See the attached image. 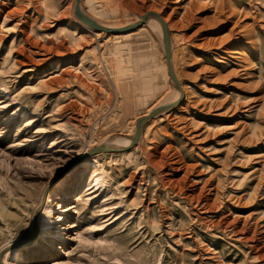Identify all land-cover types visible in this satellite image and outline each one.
Listing matches in <instances>:
<instances>
[{"label":"rangeland","instance_id":"1","mask_svg":"<svg viewBox=\"0 0 264 264\" xmlns=\"http://www.w3.org/2000/svg\"><path fill=\"white\" fill-rule=\"evenodd\" d=\"M81 2L111 28L162 15L185 100L149 119L128 155L80 164L178 97L161 26L112 35L79 23L74 0H0V248L33 237L46 186L52 200L42 238L10 264H264V0ZM92 159L104 185L86 173L73 202ZM23 190L32 202L18 211Z\"/></svg>","mask_w":264,"mask_h":264},{"label":"bare ground","instance_id":"2","mask_svg":"<svg viewBox=\"0 0 264 264\" xmlns=\"http://www.w3.org/2000/svg\"><path fill=\"white\" fill-rule=\"evenodd\" d=\"M79 8H80V10H81V12L83 13V15L84 16H86L85 14H84V10H83V8H82V2H81V0H80V2H79ZM147 12H151V11H147ZM146 13V12H145ZM154 13H156V14H158L156 11H154ZM142 15H144V13L142 14ZM142 15H140L139 16V18H138V20H137V22L140 20V18H141V16ZM159 16H160V18H161V20L164 22V24L166 25V27H167V31H168V36H169V47H170V51H171V47H172V38H171V36H170V27H169V24H168V22H167V20L162 16V15H160V14H158ZM87 17V16H86ZM88 18V17H87ZM153 18H155V17H153ZM156 19V18H155ZM77 20V19H76ZM158 22H159V24H160V26H161V30H162V25H161V23H160V21L158 20V19H156ZM78 21V20H77ZM79 23H81L80 21H78ZM136 22V23H137ZM236 22V21H235ZM82 24V23H81ZM233 24H236V23H233ZM83 25V24H82ZM143 25V24H142ZM85 26V25H84ZM101 26V25H100ZM128 26V25H127ZM86 27V26H85ZM102 27H105V26H102ZM123 27H125V26H123ZM141 27V26H140ZM252 27H254V26H252ZM87 29H90V28H88V27H86ZM105 28H111V27H105ZM117 28H122V27H116V28H114V29H117ZM139 28V27H138ZM247 28V27H246ZM245 28V29H246ZM137 29V28H136ZM244 29V30H245ZM251 29V28H250ZM249 28H248V31L250 30ZM260 29V28H259ZM90 30H92V29H90ZM135 30V29H134ZM243 30V31H244ZM258 30V29H257ZM132 31V30H131ZM253 30H251V32H252ZM99 32V31H98ZM128 32H130V31H127V32H123V33H118V34H112V35H120V34H124V33H128ZM264 32V31H263ZM245 33V32H244ZM243 33V34H244ZM246 33H248V32H246ZM108 34H111V33H108ZM248 34H250L251 35V33L249 32ZM253 34H255V33H252V35ZM241 36V35H240ZM244 36H242V38H243ZM245 37H248V36H245ZM252 37V36H251ZM249 38V37H248ZM251 39V38H250ZM249 40V39H248ZM254 41V40H253ZM162 42H163V34H162ZM248 42V41H247ZM250 42V41H249ZM248 42V44H250ZM251 43H254V42H251ZM252 46H254V45H252ZM247 47V46H246ZM256 47H258V46H256ZM253 49H254V47H253ZM252 50V49H251ZM256 51H258V50H256ZM163 52H164V46H163ZM243 57V56H242ZM170 60L172 61V57H171V53H170ZM245 60V59H244ZM170 64H171V62H170ZM164 65H165V69H166V61H165V56H164ZM166 74H167V69H166ZM174 74V73H173ZM168 76V75H167ZM175 76V75H174ZM169 78V77H168ZM175 78H176V80L178 81V83H179V85H180V87H181V90H182V92H183V101L185 100V95H186V89H185V87H184V85L181 83V81L175 76ZM169 81H170V83H172L173 85H174V83H173V81L169 78ZM0 92H2L3 94H5L6 93V91L4 92V88L3 87H1L0 88ZM177 92H178V97L175 99V100H177L178 98H179V96H180V93H179V91L177 90ZM13 99V98H12ZM14 100V99H13ZM175 100H173V101H175ZM173 101H171V102H169V103H172ZM183 101H182V103L181 104H179L178 106H180V105H182L183 104ZM169 103H166V104H169ZM162 105H165V104H162ZM161 106V105H160ZM178 106H176V107H178ZM157 108V107H156ZM175 108V107H174ZM155 109V108H154ZM153 110V109H152ZM151 110V111H152ZM151 111H149L148 113H146V114H144V115H142V116H146V115H148ZM169 110H166V111H164V112H162V113H165V112H168ZM162 113H160V114H162ZM160 114H158V115H160ZM157 115V116H158ZM141 117V116H140ZM135 127H136V124H135ZM135 131V130H134ZM134 131L131 133V135L130 136H122V135H115V136H113L112 138H109L108 140H106V142H104V143H96V144H94L95 146H93V148H95V147H98V146H104V147H107V148H109V149H114V150H119V149H124V148H126V147H128V145L130 144V142H131V139H132V137H133V135H134ZM140 137H141V134H140ZM140 137H139V139H140ZM139 139H138V141L136 142V144L139 142ZM135 144V145H136ZM134 145V146H135ZM93 148H91V149H93ZM133 148H131L130 150H127V151H124V152H106V151H101V152H99L100 154H98V153H96V154H93V156L92 155H90V156H87L86 158H85V160H83V162L82 163H80V164H82V165H84V164H87L86 163V161L87 160H89L90 158H92V157H94V155H96V156H99V155H101V154H106V155H111V153H114V154H112V155H116V154H119V155H122V154H125V155H128V153H130V151L132 150ZM92 161H93V167H91L90 169H87V167H84L83 168V170L82 171H79L78 173H77V184L78 185H74V187H75V189H73V190H75L74 192H72L71 193V195H73V197L71 198L72 199V201L73 202H75V201H78V186H79V184L80 183H83V181H84V178H85V174L87 173V174H89V178H88V181H89V185L91 186V188L90 189H93V188H101L103 185H104V180H103V178L100 176V174H98L97 173V167L99 166V164H98V162H97V160L96 159H92ZM84 163V164H83ZM69 179V178H68ZM62 185H63V183L61 182V181H59L57 184H56V186L57 187H59V189H58V191L56 192L57 193V196H55V199L56 200H62V198L63 197H61V195L59 194V191H60V189L62 188ZM48 188H49V186H46L44 189H43V191L41 192V194H40V196H39V206L37 207V209L35 210V212L33 211V213H32V218H31V227L33 228V230H34V233H33V237L28 241V242H26L27 240H23V241H18V240H12V241H10V242H8L6 245H3V247H1L0 248V264H10V257H12V255H14L15 254V252L16 251H18V250H20V249H17L18 247H20V246H24V248H22V249H24V250H27V249H33L34 248V246L37 244V241L40 239V238H42V236H43V234H44V228H43V221L45 222V221H47V222H49L50 220H51V218H52V216H51V202H52V200H51V198H50V196L47 194V192H49L48 191ZM23 192V196H25V200H21V201H19V203H18V206H19V208H18V211H21V210H25L26 209V207H27V203L29 202V204L32 202V195H30L29 193H27L25 190H23L22 191ZM25 201H27V203H25ZM20 203L21 204H23L21 207H20ZM39 209V210H38ZM3 210V209H2ZM0 211V214L1 213H6L4 210L3 211ZM69 210H68V208L66 207V208H62V209H60L59 211H58V213L59 214H64V213H66V212H68ZM5 217H10V215L9 214H6L5 215ZM38 231H39V233H38ZM36 232V233H35ZM37 236V237H36ZM27 244H31V247L32 248H28V247H26V245ZM19 255H21V253H19ZM22 258H23V256L21 255L20 257H19V261H17V263L16 264H24V261H22ZM62 262L60 261V260H55L54 262H51L50 264H61ZM27 264V263H26Z\"/></svg>","mask_w":264,"mask_h":264},{"label":"water","instance_id":"3","mask_svg":"<svg viewBox=\"0 0 264 264\" xmlns=\"http://www.w3.org/2000/svg\"><path fill=\"white\" fill-rule=\"evenodd\" d=\"M79 2L80 0H74V7H73V12H74V16L75 18L80 21L83 25H85L86 27L95 30V31H99V32H104V33H111V34H118V33H123V32H127V31H131L134 30L140 26H142V24H144L146 22V20L149 17H155L156 19H158L162 25V34H163V46H164V56H165V61H166V69H167V75L168 77L173 81L174 83V87L179 91L180 96L177 100L173 101L172 103L169 104H165V105H161L158 106L157 108L153 109L148 115L146 116H141L137 119L136 121V127H135V131H134V135L131 139L130 144L128 145V147L124 148V149H119V150H114V149H109L107 147L104 146H98L95 147L93 149H90L87 153H86V157L99 153L101 151H106V152H124L127 150H130L131 148L134 147V145L136 144V142L138 141L142 128L144 126V124L151 118L157 116L158 114L166 111V110H170L176 106H178L179 104L182 103L183 101V92L181 90V87L178 83V81L176 80L172 69H171V64H170V47H169V36H168V31H167V27L164 24V22L161 20L160 16L154 12H146L144 13V15L141 16L140 20L137 23L122 27V28H105L102 27L100 25H98L96 22H94L93 20L87 18L86 16L83 15V13L81 12L80 8H79ZM39 210V209H38ZM36 233V232H35Z\"/></svg>","mask_w":264,"mask_h":264},{"label":"crops","instance_id":"4","mask_svg":"<svg viewBox=\"0 0 264 264\" xmlns=\"http://www.w3.org/2000/svg\"><path fill=\"white\" fill-rule=\"evenodd\" d=\"M138 87H139L138 88V93L141 94V95L145 94V96H147L148 95V92L151 91L150 90L149 80L148 79H146V81L144 82L143 85L138 86Z\"/></svg>","mask_w":264,"mask_h":264}]
</instances>
